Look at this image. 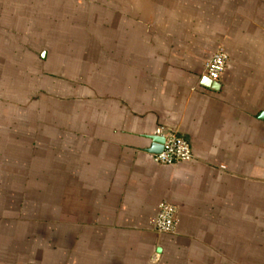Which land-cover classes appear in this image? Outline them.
<instances>
[{
  "label": "crops",
  "instance_id": "crops-1",
  "mask_svg": "<svg viewBox=\"0 0 264 264\" xmlns=\"http://www.w3.org/2000/svg\"><path fill=\"white\" fill-rule=\"evenodd\" d=\"M263 111L264 0H0V264H264Z\"/></svg>",
  "mask_w": 264,
  "mask_h": 264
},
{
  "label": "built area",
  "instance_id": "built-area-1",
  "mask_svg": "<svg viewBox=\"0 0 264 264\" xmlns=\"http://www.w3.org/2000/svg\"><path fill=\"white\" fill-rule=\"evenodd\" d=\"M230 56L223 45H220L205 64V75L213 81H221L229 63ZM157 134L165 138L161 153L152 154L154 162L163 165L188 163L193 159L192 145L184 136L177 132L158 128ZM178 208L172 202L165 200L159 204L156 219V231L159 234L175 233L178 225Z\"/></svg>",
  "mask_w": 264,
  "mask_h": 264
},
{
  "label": "water",
  "instance_id": "water-1",
  "mask_svg": "<svg viewBox=\"0 0 264 264\" xmlns=\"http://www.w3.org/2000/svg\"><path fill=\"white\" fill-rule=\"evenodd\" d=\"M202 85L214 90H220L222 88L220 81H213L207 76L203 77ZM260 118L264 120V111L260 113ZM152 139L154 141L151 148L152 152L156 154L161 153L164 149L165 138L163 136H153Z\"/></svg>",
  "mask_w": 264,
  "mask_h": 264
}]
</instances>
